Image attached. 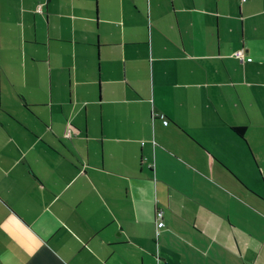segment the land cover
Returning <instances> with one entry per match:
<instances>
[{
  "label": "crops",
  "instance_id": "obj_1",
  "mask_svg": "<svg viewBox=\"0 0 264 264\" xmlns=\"http://www.w3.org/2000/svg\"><path fill=\"white\" fill-rule=\"evenodd\" d=\"M0 264H264V0H0Z\"/></svg>",
  "mask_w": 264,
  "mask_h": 264
},
{
  "label": "built area",
  "instance_id": "obj_2",
  "mask_svg": "<svg viewBox=\"0 0 264 264\" xmlns=\"http://www.w3.org/2000/svg\"><path fill=\"white\" fill-rule=\"evenodd\" d=\"M241 1H244V0H241ZM37 11H39V7H38ZM233 56L235 58H237L240 62L251 61L252 60L251 57H246L245 56V54L243 53L242 49L238 50V51H235L233 53ZM159 118L162 120L163 125L167 124V121L164 119L163 115H159ZM65 137H67V138L70 137V130L69 129L66 130ZM155 219H156L155 220V228L158 231L160 228H162L164 226V224L162 222V212L160 210H157L155 212ZM156 234H157V232H156Z\"/></svg>",
  "mask_w": 264,
  "mask_h": 264
},
{
  "label": "trees",
  "instance_id": "obj_3",
  "mask_svg": "<svg viewBox=\"0 0 264 264\" xmlns=\"http://www.w3.org/2000/svg\"><path fill=\"white\" fill-rule=\"evenodd\" d=\"M235 130H236L237 132H241V131H242V128H235Z\"/></svg>",
  "mask_w": 264,
  "mask_h": 264
}]
</instances>
